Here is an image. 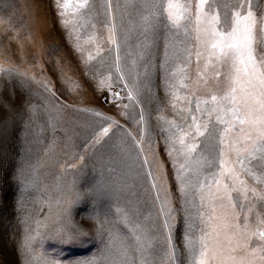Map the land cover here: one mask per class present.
Masks as SVG:
<instances>
[{
	"label": "snow or ice",
	"instance_id": "obj_1",
	"mask_svg": "<svg viewBox=\"0 0 264 264\" xmlns=\"http://www.w3.org/2000/svg\"><path fill=\"white\" fill-rule=\"evenodd\" d=\"M53 3L71 47L69 57L57 59L58 47L51 45L46 61L30 54L39 43L33 0H25L23 11L18 0L0 3V160L16 122H24V163L15 177L22 185L17 264H264V0H197L191 31L181 20L191 21L192 5L180 0ZM129 9L140 16L142 37L131 59V52L119 55L117 37L118 20ZM77 18L85 21L80 27ZM85 26L91 32L82 43ZM161 39L157 65L152 49ZM29 59L38 72L22 69ZM157 68L175 116L157 115L154 133L142 97L155 95ZM17 82L40 101H23L26 118L8 102ZM179 88L188 94L181 98ZM88 89L131 121L136 134L112 115L66 98ZM201 89L207 98L197 95ZM116 131L121 146L106 147ZM83 200L92 208L77 219L74 209ZM137 204L154 215H143ZM253 213L256 230H249ZM179 216L183 252L173 236ZM46 241L59 252L95 250L65 261L45 250Z\"/></svg>",
	"mask_w": 264,
	"mask_h": 264
},
{
	"label": "rangeland",
	"instance_id": "obj_2",
	"mask_svg": "<svg viewBox=\"0 0 264 264\" xmlns=\"http://www.w3.org/2000/svg\"><path fill=\"white\" fill-rule=\"evenodd\" d=\"M2 2H11V0H0V3ZM99 0H97L98 4ZM183 4H191V12L193 15L191 16V21L189 20H181L182 26H188L190 31L194 29V12H195V4L197 0H180ZM18 3L21 6V11H23V5L25 3V0H18ZM121 3L123 4V0H121ZM33 11L36 14V19L39 21V31L37 40L39 43L34 44L30 48V54L35 53L42 61H46L50 59L51 57L45 55L50 50L51 45H56L58 47V50L53 54L55 58L59 59L61 57H69V51H70V42L67 40H64L63 37L65 35L64 29L62 26L58 23V18L56 15V7L53 3V0H33ZM123 12V8H122ZM187 15V14H186ZM72 19L71 17H69ZM78 23H76L77 27H80V24H84V20H79ZM25 21H28V18L25 17ZM94 23L96 21H93ZM99 27V25H98ZM35 29V26H34ZM81 31V42L85 39H87V33L91 32V29L87 26L80 29ZM140 31H141V22H140V16L132 9H129L127 14L124 15V18L122 20H118V32L117 37L118 41L120 42V51L119 55L121 58L125 56L126 52H131L132 57H135L137 48L136 45L139 43V40L142 39L140 37ZM165 33H162L161 35H164ZM127 36V41L125 42V37ZM192 39L188 42L189 46L191 47L193 53L196 51L197 42L195 40V33L192 31ZM180 39H183V35L181 34ZM40 44L43 45V47H40ZM86 50H89L88 45H84ZM163 39L160 40L159 44L155 46L152 49L153 55L155 56V62L158 65L160 63V58L163 53ZM201 51H203V47L201 46ZM107 55V54H106ZM206 53L204 56L206 57ZM115 56V53H113L111 56H108L109 62L113 59ZM204 58L202 57L201 60V66H203ZM177 64H180L183 66L182 61H177ZM33 62L29 59L27 63L20 65L23 68L30 69L32 72L36 73L38 70L32 66ZM194 68H195V60L193 58V64L191 68L188 70V73L190 76H194ZM140 70L139 68L137 69ZM162 73L157 68L154 76H153V82L156 85L155 88V95H149L148 93H145L142 97V105L145 107L146 110H150L153 119L151 120L152 129L154 133L158 132L157 127V121L155 120V117L157 115H162L166 117L167 119H173L175 116V113L170 105V97L166 95L165 89L161 87V79ZM177 78V83H178ZM189 80H185V83H189ZM35 87V85L33 86ZM38 90V89H37ZM16 96L14 98L9 99V103L12 104L14 108H17L20 111L23 110V101L29 100L32 104H40V101L38 98L33 94L31 97H29L26 90L21 89L18 82L17 86L15 88ZM188 92L183 89L179 88L177 91V95L183 98L185 95H187ZM7 98V93L4 94ZM197 95H200L202 98H207V93L205 89H201L197 92ZM69 100V103H74L78 107H85L90 106L97 108L99 110H102L106 114L112 115L115 119L119 120L122 124H125L129 130L133 132V134H136V129L134 128L131 121L125 120L123 117L118 115L117 110L110 104L105 103L102 95L100 93H94L92 89H88L83 95L81 96H71L66 97ZM184 106L181 101L177 102V107ZM202 107H204L202 105ZM28 113L24 111L25 118L27 117ZM215 120V115L212 117V121ZM180 121H178L179 123ZM80 131L81 136H87L90 134L89 131ZM24 132V122L23 121H17L14 129L12 130V134L9 136V140L6 147V155L3 160H0V264H17V255H18V242L22 238L21 236V226L19 224V220L22 216V212L19 209L18 201L20 199L21 195V189L22 185L19 183V181L15 178L18 170L22 167L24 160H23V152L21 150L22 147V137ZM203 139V138H201ZM121 136L119 131H116L115 135L112 136L111 141H109L108 145L106 147L113 148V146H121L120 145ZM191 142V141H189ZM214 143L213 141H209V144L211 145ZM122 147H127L126 144L122 145ZM113 155L121 156V153L118 150H113ZM122 158V156H121ZM231 159H234V157H231ZM91 165V162H89ZM134 173H129V176H133ZM247 179V178H246ZM46 183L50 182V178H47L45 180ZM129 183L136 184L133 191H136L137 193H140L142 191V188L139 183L135 182L132 179H129ZM249 184H254L256 187H260V185L257 182L252 181L249 179ZM173 197L174 200L179 197V193L176 192L175 188H173ZM131 199L136 201L135 197H130ZM137 207L140 209V211L143 213V215L147 216L150 212L153 213V210L145 205V204H137ZM92 204L88 200L81 201L80 204L76 205L74 211L77 214V219H79L81 216L87 215V213L91 210ZM239 211V209H237ZM259 210V205H258ZM217 211L219 212L220 209L217 208ZM239 225L243 229L244 226V219L243 214H241L239 221ZM248 225L249 230H256V219L255 214H249L248 217ZM184 220L182 216L177 217L176 222L173 226V236L178 245L181 246V251L183 252V244H182V238L184 233ZM199 234V233H197ZM231 234V233H230ZM259 241V237L256 236L253 238V242ZM90 251H85L82 248H75L71 252L63 251L59 252L58 246L55 244V242L52 241H46L45 242V250H47L49 253L53 254V257L56 256V254L59 252V256L62 260H72L77 257L90 255L91 251H94L95 248L92 245L87 246Z\"/></svg>",
	"mask_w": 264,
	"mask_h": 264
}]
</instances>
